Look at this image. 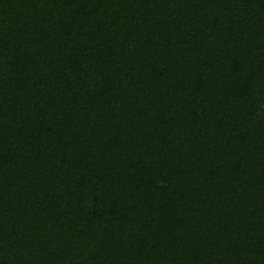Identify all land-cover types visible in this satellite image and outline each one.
<instances>
[{
  "label": "trees",
  "instance_id": "trees-1",
  "mask_svg": "<svg viewBox=\"0 0 264 264\" xmlns=\"http://www.w3.org/2000/svg\"><path fill=\"white\" fill-rule=\"evenodd\" d=\"M0 264H264V0H0Z\"/></svg>",
  "mask_w": 264,
  "mask_h": 264
}]
</instances>
